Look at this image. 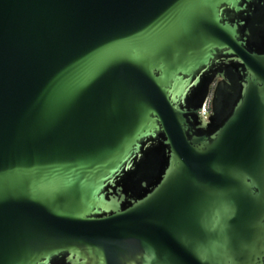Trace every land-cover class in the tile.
Returning <instances> with one entry per match:
<instances>
[{
	"label": "water",
	"instance_id": "obj_1",
	"mask_svg": "<svg viewBox=\"0 0 264 264\" xmlns=\"http://www.w3.org/2000/svg\"><path fill=\"white\" fill-rule=\"evenodd\" d=\"M0 264H264V0H0Z\"/></svg>",
	"mask_w": 264,
	"mask_h": 264
},
{
	"label": "built area",
	"instance_id": "obj_2",
	"mask_svg": "<svg viewBox=\"0 0 264 264\" xmlns=\"http://www.w3.org/2000/svg\"><path fill=\"white\" fill-rule=\"evenodd\" d=\"M208 111H209V97L203 102L200 109V113L203 117H206Z\"/></svg>",
	"mask_w": 264,
	"mask_h": 264
}]
</instances>
